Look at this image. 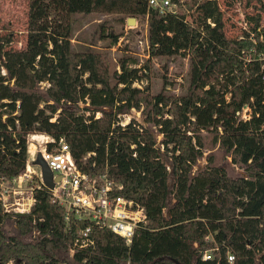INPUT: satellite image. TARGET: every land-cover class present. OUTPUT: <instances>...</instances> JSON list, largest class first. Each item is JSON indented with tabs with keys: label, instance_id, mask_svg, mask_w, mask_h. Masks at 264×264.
I'll return each instance as SVG.
<instances>
[{
	"label": "trees",
	"instance_id": "obj_1",
	"mask_svg": "<svg viewBox=\"0 0 264 264\" xmlns=\"http://www.w3.org/2000/svg\"><path fill=\"white\" fill-rule=\"evenodd\" d=\"M243 1L249 5L253 0ZM198 2L171 0L175 12L160 13L148 0H28L24 44L14 49L0 43V69L7 71V76L0 73V178L11 180L25 172L29 135L63 137L78 164L83 152H99L94 169L89 160L81 167L89 168L90 175L105 172L120 184L112 194L143 206L146 222L127 243L86 217L67 214L40 184L29 213L5 212L0 203V264H70L57 251L66 253L85 228L94 245L75 251L76 264H228L227 252L234 255L233 264H264L261 12L246 15L248 29L229 37L223 10L216 0H206L198 29H192L201 33L197 47L181 53L188 58L187 88L178 95L134 85L154 73L150 60L139 65L137 58L120 55L116 69L106 49L75 48L72 42L76 14L122 12L147 16L152 25L160 23L161 31L172 32L150 33L151 55H172L177 23ZM104 31L99 38L115 44L118 35ZM41 82L48 83L43 91ZM244 106L247 118L240 116ZM131 109H144L149 127L135 119L121 124L118 114ZM151 127L162 135L163 153ZM202 130L214 133L232 162L246 166V177L232 178L216 165L193 173L202 155ZM104 137L105 146L98 148ZM10 217L22 236L33 229L50 236L24 241L7 234L1 228ZM210 249L212 258L203 259Z\"/></svg>",
	"mask_w": 264,
	"mask_h": 264
},
{
	"label": "rangeland",
	"instance_id": "obj_2",
	"mask_svg": "<svg viewBox=\"0 0 264 264\" xmlns=\"http://www.w3.org/2000/svg\"><path fill=\"white\" fill-rule=\"evenodd\" d=\"M183 1V0H181ZM206 0H199L197 6L188 12L187 17L184 20H179L177 28L174 34L175 46L172 55H151V37L150 33H172L169 31H161L160 23L156 22L154 25L150 21H147V16H139L136 18L135 24H127V19L133 17L127 13L122 12H93L90 14H76L74 16L73 23V45L75 48L79 47H92L93 49H106L110 52L112 58V66L116 69L119 67L116 65V59L120 55H130L135 57L139 61V65L146 60H150L152 64V73L149 79H144L138 87H142L148 84L151 87L153 93L164 91L166 94L178 95L184 92L187 88L185 82V76L188 70V58L184 57L181 53L188 51V49L197 47L196 43L199 41L201 33H192V29H198L197 23L199 21V11ZM220 8L224 12V28L225 33L229 37H237L242 33V29H248L250 23L245 22V17L255 16V13L261 12V23L264 26V9H260L264 0H253L249 5H245L243 0H216ZM229 3V4H228ZM27 13H28V0H0V43L7 47L14 49L19 48L24 44L26 38V25H27ZM166 21V20H164ZM165 23V22H164ZM103 28L104 33L117 34L118 38L115 44L108 46V40L100 39V29ZM153 30V32H152ZM40 91L43 88L40 86ZM79 106L82 108L83 103ZM106 109V108H105ZM100 114V113H99ZM240 116L243 118L248 117V107L244 106L240 112ZM120 122L122 124L128 123L131 119H135L140 124L149 127V124L145 121V110L131 109L128 112L118 114ZM153 134L157 140V147L160 152L163 153L161 147L162 135L151 127ZM202 143L201 148L202 155L197 159L193 166V173L197 170L203 169L207 165L223 166L227 174L232 178L240 176H247L246 166L239 163L232 162L231 155L222 148L219 143L214 140V133L212 131L202 130ZM44 135V134H43ZM40 134L33 135L34 139H45ZM31 136L27 137L28 151L34 150L38 147L39 142L31 145ZM88 137V136H87ZM91 138V137H90ZM94 139V138H91ZM102 139V140H101ZM98 143V148L105 146V137L101 138ZM33 141V140H32ZM95 141V140H94ZM85 145V144H84ZM82 144L81 148L86 149ZM92 152V151H90ZM96 155L86 158V163L89 160L91 168L94 169L95 163L98 161L97 155L99 152L94 150ZM89 152L85 151L81 155L83 156ZM211 157V162L209 158ZM162 160L167 164L168 170L170 169L169 159L162 154ZM30 169L29 175L32 177L27 185H35L38 183L40 168L29 162ZM28 179L27 177L24 178ZM24 180V183H26ZM172 177H169V185H172ZM174 203V198L170 197L168 205ZM167 209L164 210L166 216ZM3 232L11 235H17L22 240H29L30 236H22L19 234L14 218L10 217L2 225ZM211 238V237H210ZM197 245V244H195ZM194 245V246H195ZM196 247V246H195ZM212 252V249L207 250ZM58 256H66L70 264H76L72 262V259L66 253L57 251Z\"/></svg>",
	"mask_w": 264,
	"mask_h": 264
},
{
	"label": "built area",
	"instance_id": "obj_3",
	"mask_svg": "<svg viewBox=\"0 0 264 264\" xmlns=\"http://www.w3.org/2000/svg\"><path fill=\"white\" fill-rule=\"evenodd\" d=\"M148 5L160 13H174L176 10V5L172 4L171 0H148ZM0 73L7 76V71L3 66H1ZM10 84L12 85L13 81H10ZM134 85H139V83L135 82ZM40 86L42 88L47 87L48 83L41 82ZM96 115L98 116L99 112ZM33 135L31 136L33 140H31V145L41 140L39 138L34 139ZM44 138L38 143L37 148L35 147L33 151L30 150L26 170L22 175L11 180L0 178V203L3 210L15 214L31 211L35 202L33 191L35 187H40V184L43 183L39 173L38 183L27 185V182L32 178L29 175V162H32L36 154L40 152L52 170L53 178L60 176V179L55 181L54 187L49 189L52 201L62 205L67 214L73 212L76 216L86 217L96 224L110 229L113 233L124 238L127 243H130L135 229L146 222L144 207L124 196L113 195L112 192L115 189L120 190L121 185L115 183L114 179L109 178L105 172L90 175L89 168L85 170L81 167L86 164V158L95 155V152L92 151L84 155L78 164L63 137L56 140L45 135ZM48 144H52L50 149L47 147ZM26 177L28 179L25 180ZM49 236L39 229H33L30 233V237L35 240ZM208 238L206 237V239ZM93 245L94 240L90 236V228L82 229L73 244L68 247V255L73 259L76 250ZM202 258L211 259L212 253L205 251ZM227 261L228 264H233L234 255L227 252Z\"/></svg>",
	"mask_w": 264,
	"mask_h": 264
},
{
	"label": "water",
	"instance_id": "obj_4",
	"mask_svg": "<svg viewBox=\"0 0 264 264\" xmlns=\"http://www.w3.org/2000/svg\"><path fill=\"white\" fill-rule=\"evenodd\" d=\"M126 22L129 25L135 24L136 18L130 17ZM32 164L40 168V175L43 185L48 189H52L54 187L55 181H58L60 179V176H57L55 179L53 178L52 170L49 168L46 161L42 158L40 152L36 154L35 159L32 161Z\"/></svg>",
	"mask_w": 264,
	"mask_h": 264
},
{
	"label": "crops",
	"instance_id": "obj_5",
	"mask_svg": "<svg viewBox=\"0 0 264 264\" xmlns=\"http://www.w3.org/2000/svg\"><path fill=\"white\" fill-rule=\"evenodd\" d=\"M36 135V134H35ZM37 135H39V134H37ZM40 135H43V134H40Z\"/></svg>",
	"mask_w": 264,
	"mask_h": 264
}]
</instances>
